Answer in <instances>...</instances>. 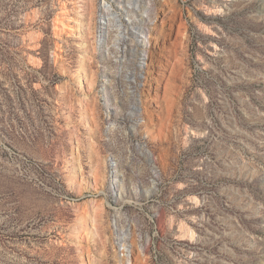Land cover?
Returning a JSON list of instances; mask_svg holds the SVG:
<instances>
[{
    "label": "rangeland",
    "instance_id": "1",
    "mask_svg": "<svg viewBox=\"0 0 264 264\" xmlns=\"http://www.w3.org/2000/svg\"><path fill=\"white\" fill-rule=\"evenodd\" d=\"M0 264H264V0H0Z\"/></svg>",
    "mask_w": 264,
    "mask_h": 264
},
{
    "label": "bare ground",
    "instance_id": "2",
    "mask_svg": "<svg viewBox=\"0 0 264 264\" xmlns=\"http://www.w3.org/2000/svg\"><path fill=\"white\" fill-rule=\"evenodd\" d=\"M65 9H66V7H65ZM102 9H104V10H110V6L107 4V3H105L104 1H103V4H102ZM63 11H65V10H63ZM149 13L150 12H148V9H146V8H144V10H143V13L141 14V16H140V19L142 20V21H144V20H146V18H145V16H144V14H146L147 16H149ZM59 23L61 24V25H63L62 24V21L61 20H59ZM174 24V23H173ZM173 24H168L167 26H168V29L171 31V29L173 28ZM136 28V30H138V33H139V35H138V38H139V40L138 41H140V43L141 44H143L144 46H146L147 45V37H146V32H145V30L144 29H142V28H138V27H135ZM170 32L168 31L167 33H165V34H169ZM164 46V45H163ZM142 55H146V52L145 51H142ZM167 70V69H166Z\"/></svg>",
    "mask_w": 264,
    "mask_h": 264
}]
</instances>
